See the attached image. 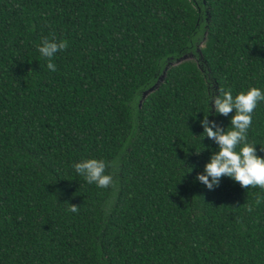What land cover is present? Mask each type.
Segmentation results:
<instances>
[{"label":"trees","instance_id":"16d2710c","mask_svg":"<svg viewBox=\"0 0 264 264\" xmlns=\"http://www.w3.org/2000/svg\"><path fill=\"white\" fill-rule=\"evenodd\" d=\"M45 37L68 44L55 71ZM249 86L264 0H0V264H264V189L196 179L208 101ZM247 135L264 156V101ZM88 157L118 159L114 186Z\"/></svg>","mask_w":264,"mask_h":264},{"label":"clouds","instance_id":"9594fccd","mask_svg":"<svg viewBox=\"0 0 264 264\" xmlns=\"http://www.w3.org/2000/svg\"><path fill=\"white\" fill-rule=\"evenodd\" d=\"M67 46L66 40L45 37L37 48L40 56L47 60L48 69L55 71L56 65L53 58ZM261 101H264V89L256 86H249L235 95L230 89L221 90L208 101L209 113L207 116L204 114V118L200 121L203 127L201 135L203 134V139L205 137L213 139L218 145V150L212 152L203 171L196 176V179L208 189L219 186L222 176L239 182L245 188L252 186L264 189V156L257 154L258 144L251 143L247 135L252 125L254 109ZM213 104L216 115L228 116L229 113L234 112L226 128L218 125L215 120L208 119ZM73 167L87 183L108 188L114 186L115 181L113 173L107 169H116L119 163L118 159L109 161L104 158L88 157L74 162ZM190 169L193 171V168ZM260 199L261 197L257 196L255 202L258 204ZM71 205V211L76 212L78 207ZM248 210L251 211V208Z\"/></svg>","mask_w":264,"mask_h":264},{"label":"water","instance_id":"95a60500","mask_svg":"<svg viewBox=\"0 0 264 264\" xmlns=\"http://www.w3.org/2000/svg\"><path fill=\"white\" fill-rule=\"evenodd\" d=\"M189 60H192V59L188 58V55H187V56H185V57H183V58L178 59L176 62L171 63L170 65L175 66V65L181 64V63H183V62L189 61ZM168 67H169V66H168ZM168 67H167V69H168ZM165 76H166V71L164 72L163 76L160 78V80H159V82L157 83V85H156L155 87L151 88L149 91L145 92L144 95H143V97L146 98L150 93H152V92L156 89V87H157L158 85H160V83H161L162 81H164Z\"/></svg>","mask_w":264,"mask_h":264},{"label":"rangeland","instance_id":"374dc122","mask_svg":"<svg viewBox=\"0 0 264 264\" xmlns=\"http://www.w3.org/2000/svg\"><path fill=\"white\" fill-rule=\"evenodd\" d=\"M188 58H190V59H195V56H193V55H189Z\"/></svg>","mask_w":264,"mask_h":264}]
</instances>
